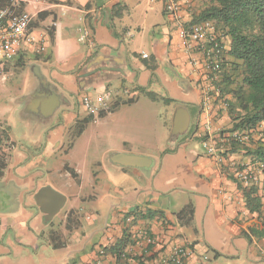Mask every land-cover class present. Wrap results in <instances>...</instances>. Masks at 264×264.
I'll return each mask as SVG.
<instances>
[{"label":"crops","instance_id":"0c3cea01","mask_svg":"<svg viewBox=\"0 0 264 264\" xmlns=\"http://www.w3.org/2000/svg\"><path fill=\"white\" fill-rule=\"evenodd\" d=\"M24 9L36 41L12 58L20 70L9 74H19L20 87L0 120L10 144L0 176V264H160L177 246L194 249L187 264H264V205L250 211L249 187L235 176L252 156L239 149L219 162L193 144L233 122L213 101L207 131L193 55L163 1L25 0ZM195 15L183 11L184 20ZM80 26L89 30L84 42ZM43 39L49 52L42 54ZM106 90V104L89 112L82 99L97 101ZM160 100L170 127L153 142L142 132L149 127L137 125L142 117L146 126ZM141 101L152 108L137 113ZM90 121L107 138L100 136L101 156L88 164L72 152ZM176 123L183 127L174 135ZM116 153L152 163L120 165ZM46 187L66 197L50 221L37 201ZM255 187L263 204V185ZM189 205L192 213L182 215Z\"/></svg>","mask_w":264,"mask_h":264},{"label":"built area","instance_id":"2783aa9c","mask_svg":"<svg viewBox=\"0 0 264 264\" xmlns=\"http://www.w3.org/2000/svg\"><path fill=\"white\" fill-rule=\"evenodd\" d=\"M166 12L180 24V32L185 39L186 50L192 54L191 63L199 75V82L203 91V110L205 113V126L210 133L212 130L211 118L213 115V101L221 103L227 111V98L221 95L219 80L226 61V40L217 25L211 20L196 21L192 17L184 20V9L193 8L192 0H162ZM25 0H0V65L8 63L13 56L18 54L25 45L35 43L34 20L24 9ZM89 30L85 26L79 27V39L86 41ZM47 39H43L37 47V52L46 50ZM146 55V53H144ZM111 96V91L106 90L95 101L87 95L82 99L86 109L96 113L100 109L99 104H106ZM210 137V136H209ZM232 141L239 144L249 142V134L244 131H222L218 136L205 140L204 147L209 156L219 162H223L225 154L230 149ZM261 163H240L235 166L236 179L246 187L263 185L264 176ZM104 253V251H101ZM195 254L190 246H177L170 256L161 260L160 264H187L189 257ZM95 264H100L96 261Z\"/></svg>","mask_w":264,"mask_h":264},{"label":"trees","instance_id":"16d2710c","mask_svg":"<svg viewBox=\"0 0 264 264\" xmlns=\"http://www.w3.org/2000/svg\"><path fill=\"white\" fill-rule=\"evenodd\" d=\"M46 14L41 12L35 23ZM206 19L213 21L229 41L219 80L222 98L231 94L226 100L233 124L225 131L247 132L249 141L251 135H259L253 137L250 144L232 141L227 153L245 149L252 156L253 164L264 165V0H209L208 6L194 16L196 21ZM7 64H1L0 68ZM4 132L9 141L8 132ZM1 138L0 135V144ZM6 160L0 164V176ZM257 192L255 186L245 192L250 211H258L264 205ZM188 213H192L190 205L181 212L182 215Z\"/></svg>","mask_w":264,"mask_h":264},{"label":"rangeland","instance_id":"374dc122","mask_svg":"<svg viewBox=\"0 0 264 264\" xmlns=\"http://www.w3.org/2000/svg\"><path fill=\"white\" fill-rule=\"evenodd\" d=\"M193 1V9L196 14L200 13L205 7L208 6L209 0H192ZM129 40V43L131 42V38L127 37ZM226 40L227 46L229 45L228 39ZM146 47L149 49L148 44L144 43L142 44L141 41H135V47ZM49 52V49H46V51L42 52L46 53ZM17 65L11 60L8 62L6 66H3L0 68V120L1 118L6 114L5 110L6 108H9L11 105L9 103L10 100V94L13 92H17L20 87V78L19 74H9L12 72V70H16L17 72L20 70L19 68H15ZM147 105V104H146ZM143 101H141L138 105L135 106V109L141 112L143 111L146 106ZM152 108V107H150ZM153 117H151L148 120V123L146 126L144 124L146 123L147 119L141 117V123L137 125V127H149L146 128V131H142L143 133H147V135H153V142L156 140L159 136L163 137L170 127V120H171V111H167L165 108V104H163L160 101H157L153 103ZM86 131L83 132L82 135L77 136L76 143L77 147L72 152V156L76 157L77 160L81 162H86L89 164L91 161H95L97 158L101 156V150L103 147H100L98 145V142H102L100 136L103 137L104 141H106L105 138H107V131H105L104 127L97 126V124L93 121H90L87 124ZM80 127L77 129L79 130ZM0 135L2 136L1 144H0V164H2V161L4 159H7L9 154V143L5 136V132L7 131V125L5 122L0 121ZM128 132V131H127ZM113 133H116L114 131ZM253 137H259L257 134L251 135V139ZM250 139V141H251ZM193 142V144H197L198 147L201 149V151L204 150V144H201L200 141ZM250 141L247 142V144H250ZM66 156V151H62L59 153V158ZM64 158V157H63ZM67 158V157H66ZM88 168V166H87ZM0 189H2V185L0 184ZM1 194V193H0ZM2 198V197H1Z\"/></svg>","mask_w":264,"mask_h":264},{"label":"water","instance_id":"95a60500","mask_svg":"<svg viewBox=\"0 0 264 264\" xmlns=\"http://www.w3.org/2000/svg\"><path fill=\"white\" fill-rule=\"evenodd\" d=\"M180 123H176L173 129L174 135L181 133ZM112 161L124 166H135L139 168L149 167L152 163L151 158L146 156L130 155L125 153H116L112 157ZM51 188L46 187L42 189L37 195L38 205L42 212L45 213L46 219L48 221L52 220L53 217L61 210L65 203L66 197L59 192H52L48 194V197L45 196L46 193H49Z\"/></svg>","mask_w":264,"mask_h":264}]
</instances>
